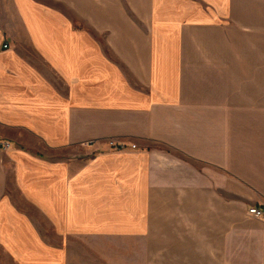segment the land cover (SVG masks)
<instances>
[{
  "label": "crops",
  "instance_id": "1",
  "mask_svg": "<svg viewBox=\"0 0 264 264\" xmlns=\"http://www.w3.org/2000/svg\"><path fill=\"white\" fill-rule=\"evenodd\" d=\"M0 141V264H264V0H0Z\"/></svg>",
  "mask_w": 264,
  "mask_h": 264
},
{
  "label": "rangeland",
  "instance_id": "2",
  "mask_svg": "<svg viewBox=\"0 0 264 264\" xmlns=\"http://www.w3.org/2000/svg\"><path fill=\"white\" fill-rule=\"evenodd\" d=\"M210 96H211V90H210ZM75 245L83 246V247H89V250L91 247L99 248V250H100V247H106V248L108 247L109 251H112V252H110L112 254H107L104 256L97 254V255H94L93 257L96 256V257H98V259L103 258L105 264H117V261L119 260V257L115 254L116 253V245H117L116 240H107V241H105V240H94V241H91L88 243L86 241L77 240ZM98 262L100 263L101 261L98 260ZM118 264H120V262Z\"/></svg>",
  "mask_w": 264,
  "mask_h": 264
},
{
  "label": "built area",
  "instance_id": "3",
  "mask_svg": "<svg viewBox=\"0 0 264 264\" xmlns=\"http://www.w3.org/2000/svg\"><path fill=\"white\" fill-rule=\"evenodd\" d=\"M7 45H4V47H6ZM8 142L6 141H0V145L2 148H7L8 147ZM112 146H121L122 144H115L114 142H111L110 143ZM133 147H135V145H132ZM262 210L256 206H253V207H250L248 209V214L251 215V216H254V217H260L262 215Z\"/></svg>",
  "mask_w": 264,
  "mask_h": 264
}]
</instances>
